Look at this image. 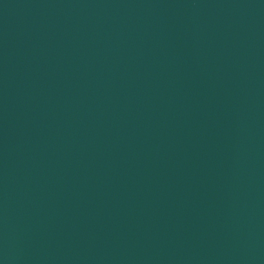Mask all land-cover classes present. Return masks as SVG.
<instances>
[{"label":"water","instance_id":"water-1","mask_svg":"<svg viewBox=\"0 0 264 264\" xmlns=\"http://www.w3.org/2000/svg\"><path fill=\"white\" fill-rule=\"evenodd\" d=\"M0 264H264V0H0Z\"/></svg>","mask_w":264,"mask_h":264}]
</instances>
